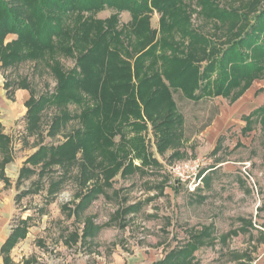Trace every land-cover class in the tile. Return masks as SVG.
<instances>
[{
	"label": "rangeland",
	"instance_id": "1",
	"mask_svg": "<svg viewBox=\"0 0 264 264\" xmlns=\"http://www.w3.org/2000/svg\"><path fill=\"white\" fill-rule=\"evenodd\" d=\"M253 1L212 0V3L219 8L236 9L242 13L244 9L250 11L247 7ZM200 3V0H187L181 14L190 17L193 29L210 37L218 48L227 47L237 35L231 37L230 25L217 17L207 19ZM256 3L255 11H247L250 17L241 27L243 32L251 28L259 8H264V0ZM152 11L149 24L157 30L156 40L166 37L178 45L179 51L187 53L193 41L178 32L162 34V14L157 9ZM113 13V8H106L94 15V19L107 20ZM77 16L70 18L71 27ZM83 16L85 19L91 14L84 12ZM131 20V12L123 11L120 22L115 26L123 32L121 39L129 47L132 42L137 43L136 35L127 29ZM15 39L17 35L9 34L3 45L8 46ZM220 53L217 52V56ZM163 54L180 55L172 49L165 50ZM58 60L67 72L75 68L76 60L73 58L61 57ZM153 73V70H142L140 79L134 76V85ZM57 82L49 61L28 59L6 69L0 61V119L5 132L12 137L14 148L13 161L6 168L11 186L6 187L0 178V222L7 226V232H12L20 218H32L27 240L12 250L11 264H152L162 260L177 245L185 243L191 230L202 231L205 226L213 227L215 241L196 252L194 264H264V237L259 232H264V125L260 123L261 115L252 116L251 129L244 131L247 126L245 117L264 107V79L254 81L252 87L235 102L223 97H206L194 102L185 99L180 92H174L176 109L166 108L152 121L142 115L147 121L143 139L161 164L159 167H145V173L138 171L128 177H122L118 172L111 186L78 213L74 212L75 204L79 202L78 194L86 193L87 189L99 184V167L96 168L98 176L86 187L81 185L79 169L75 167L53 200L47 197L49 181L45 179L40 193L30 194L20 203L16 201L20 191L31 187V181L37 180L32 176V180L17 188L18 174L26 158L43 145L63 142L81 127V120L73 119L64 124L55 137H51L48 131L59 112L54 107L42 112L39 133L32 135L27 132L26 101L30 96L38 99L43 94L54 93ZM24 85L29 88H23ZM144 103H140V115ZM220 104L223 105L224 117ZM69 110L75 116L81 111L75 105ZM181 116L183 124L178 127L182 144L180 156L172 157L175 146L163 155L158 154L153 127L159 124L166 126V121L179 120ZM223 118L224 126L218 133L215 129ZM111 151L119 154L117 147ZM109 159L97 153L95 165ZM197 161L201 164L200 176L205 177L193 192L186 183L178 182L179 176L171 172V167ZM137 162L141 164V161ZM151 167L153 173L146 170ZM59 175L57 168L54 176ZM138 205L140 207L135 208ZM89 226L91 229L86 232ZM73 234L78 235L76 240Z\"/></svg>",
	"mask_w": 264,
	"mask_h": 264
},
{
	"label": "trees",
	"instance_id": "2",
	"mask_svg": "<svg viewBox=\"0 0 264 264\" xmlns=\"http://www.w3.org/2000/svg\"><path fill=\"white\" fill-rule=\"evenodd\" d=\"M186 1L0 0L2 67L6 69L28 59L45 60L49 61L51 72L58 80L54 93L43 94L38 99L30 96L26 101L27 132L32 135L40 132L42 112L46 108L55 107L59 111L48 131L51 137H55L71 120H81V127L63 142L43 145L26 158L18 174L17 188L32 180V176L37 180L31 181V187L20 191L16 196L17 203L30 194L40 193L45 179L49 181L47 197L53 200L75 167L79 169L81 185L86 187L98 176L96 168L99 167V184L78 194L79 202L75 204L74 212L84 211L91 200L111 186L118 172L122 177H128L138 171L145 173V167H159L160 162L143 139V133L147 131L144 118L152 121L166 108L176 109L174 92H180L185 99L194 102L217 96L235 102L254 81L264 79V8H259L253 25L243 32L241 27L250 17L248 10L240 13L236 9L219 8L212 0H200L207 19L217 17L230 25L231 37L237 35L227 47L218 48L210 37L193 29L190 17L181 14ZM256 2L258 0L247 7L248 12L255 11ZM106 8H113L115 13L107 20L94 19V15ZM153 9L162 14V34L178 32L193 41L187 53L179 51L178 45L166 37L156 40L157 30L149 24ZM126 10L132 15L127 29L130 28L137 37V43L130 45L132 50L122 41L123 32L115 27L120 22V14ZM84 12L91 16L83 19ZM75 14L78 16L71 27L70 18ZM9 34L17 35V39L4 46L3 40ZM171 49L181 56L163 54ZM217 52L221 55L217 56ZM58 57L75 59V68L67 72ZM142 70H153L154 73L139 80L135 86L134 76L140 79ZM148 92H151L149 97ZM141 101L145 103L140 115ZM72 105L81 110L80 114H70ZM252 116H259L264 125V107L245 117V132L247 128L251 129ZM182 124L181 116L179 120L166 121V126L153 127L158 154L163 155L175 146L172 157L180 156L182 144L178 127ZM12 144V137L4 133L0 122V178L6 186L10 185L5 168L13 160ZM115 147L119 154L111 151ZM97 153L110 159L95 165ZM136 161H141L140 166ZM57 168L60 177L54 176ZM31 220L30 216L20 218L13 227L0 249L4 264H11L12 250L28 237ZM249 224L253 227L251 222ZM212 228L205 226L202 231L191 230L185 243L177 245L162 260L152 264H194L196 252L214 244ZM90 229L89 226L86 232ZM259 232L264 237V232ZM73 235L76 240L78 235Z\"/></svg>",
	"mask_w": 264,
	"mask_h": 264
},
{
	"label": "built area",
	"instance_id": "3",
	"mask_svg": "<svg viewBox=\"0 0 264 264\" xmlns=\"http://www.w3.org/2000/svg\"><path fill=\"white\" fill-rule=\"evenodd\" d=\"M201 170L200 161L176 164L174 167H171V172H175V174L179 176L177 178L178 182L186 183L187 187L193 192L199 188L198 186L202 184L204 180L205 176H200Z\"/></svg>",
	"mask_w": 264,
	"mask_h": 264
},
{
	"label": "crops",
	"instance_id": "4",
	"mask_svg": "<svg viewBox=\"0 0 264 264\" xmlns=\"http://www.w3.org/2000/svg\"><path fill=\"white\" fill-rule=\"evenodd\" d=\"M217 97H222V96H217ZM216 97V98H217ZM220 112L222 113V115H223V117H224V113H223V105H221L220 104ZM2 110H1V107H0V112H1ZM25 113V112H24ZM24 119V118H23ZM0 122L2 123V125H3V130H4V133H6L5 132V129H4V123L1 121V119H0ZM217 124V123H216ZM220 124H221V126H220ZM224 126V118L223 119H220V121H219V123H218V125H217V129H215L216 130V132L218 131V133H219V131H221V129H223L222 127ZM6 134H8V133H6ZM9 135V134H8ZM218 148H219V146L216 148V150L215 151H217L218 150ZM153 150H155V147H154V149ZM13 161V160H12ZM159 162H160V164H161V160L159 159L158 160ZM25 163V162H24ZM10 164H11V162H10ZM139 165L140 166V164L136 161V165ZM9 165V164H8ZM7 165V166H8ZM7 166H6V168H7ZM23 166V165H22ZM6 168H5V176H6ZM22 168V167H21ZM146 170L147 171H151L152 173H153V169H152V167H151V169H147L146 168ZM20 172V171H19ZM7 177V176H6ZM8 178V177H7ZM2 179V178H1ZM10 179V178H9ZM3 180V179H2ZM3 182H4V184H5V186H6V183H5V181L3 180ZM9 186H11V181H10V185ZM9 186H6V187H9ZM7 227V226H6ZM6 227L4 226V223H2V222H0V249H1V247H2V245L4 244V242L9 238V236L11 235V233L13 232V229H12V232H7L6 231ZM29 230H30V228H29ZM29 233V232H28ZM27 236H28V234H27ZM28 238V237H27ZM27 238L25 239V240H27ZM18 245V244H17ZM16 245V246H17ZM15 248V247H14ZM14 250V249H13ZM0 264H4L3 263V257H2V254H1V252H0Z\"/></svg>",
	"mask_w": 264,
	"mask_h": 264
}]
</instances>
